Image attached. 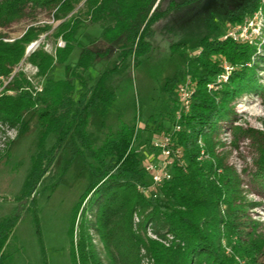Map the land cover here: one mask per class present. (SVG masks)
I'll return each instance as SVG.
<instances>
[{
	"label": "trees",
	"instance_id": "trees-1",
	"mask_svg": "<svg viewBox=\"0 0 264 264\" xmlns=\"http://www.w3.org/2000/svg\"><path fill=\"white\" fill-rule=\"evenodd\" d=\"M162 1L0 0V29L37 11H47L59 21L52 38L64 41V47L56 48L54 55L38 45L25 56L27 46L51 26L30 24L11 41L0 33V77L9 76L25 59L42 78L36 90L22 71L13 77L0 93V123L15 129L17 138L35 119L41 129V143L50 134L55 137L52 147L34 158L23 196L34 195L59 154L64 158L60 178L51 188L61 183L71 165L78 166L86 184L72 209V264H143V260L150 264H264V230L248 214L252 203L246 200L238 175L215 151L220 145L216 140L218 123L232 114V101L245 93L264 98V85L256 76L264 57L258 55L257 44L223 38L221 28L224 24L242 25L264 9L263 0H241L233 8L201 12L170 44V52L181 57L182 65L164 80L160 92L171 109L176 104L175 86L184 77L189 76L194 91L188 110L180 113L179 130L173 134L174 144L182 150V164L175 162L170 167V179L161 184L154 197L137 189L148 185L150 178L134 148L138 138L134 124H122L100 143L89 130L92 125L98 130L105 126L116 99L112 80L130 66L136 68L153 49L155 25L172 13L197 8L203 2L168 0L161 9ZM81 2L104 41L124 40L115 58L88 85L81 74L91 66L95 53L81 50L70 72L82 85L77 89L66 79L55 80L51 73L55 65L66 62L74 47H80L77 34L82 20L74 9ZM260 46L264 49V44ZM186 49L199 52L187 58ZM223 63L229 67L226 81L217 91L208 90L207 85L225 73ZM144 124L152 133L162 128L161 120L157 123L152 117ZM246 135L256 144L253 176L264 183V133L250 129ZM30 203L34 205L33 197ZM34 222L39 235L35 213ZM13 224L12 218L6 219L0 228V264H5L4 246ZM149 225L158 240L147 235ZM42 258L46 264L43 251Z\"/></svg>",
	"mask_w": 264,
	"mask_h": 264
},
{
	"label": "rangeland",
	"instance_id": "rangeland-1",
	"mask_svg": "<svg viewBox=\"0 0 264 264\" xmlns=\"http://www.w3.org/2000/svg\"><path fill=\"white\" fill-rule=\"evenodd\" d=\"M240 2L241 0H203L197 8H186L172 13L158 22L154 27L153 49L141 59V63L136 68L130 66L125 74L115 76L112 80L116 86V99L106 117L105 126L101 130L95 125L89 127L98 143L116 132L122 124H134L138 133L134 148L140 154L142 163L155 155L152 142L169 131L174 124L175 115L180 108L177 87L189 77H184L176 84V104L170 109L171 105L160 89L164 80L171 77L182 65L181 57L170 52V44L184 34L199 13L226 7L233 8ZM167 4L168 0H163L161 9ZM74 13L82 20L77 34L80 47H74L65 63L55 65L51 76L55 80L66 79L74 83L77 89H81L82 85L70 75L81 50L89 49L95 53L91 66L81 74L84 84L88 85L105 65L115 58L124 39L121 37L113 43L104 41L100 36V28L89 22L82 2L75 7ZM58 22L53 20L52 14L47 11H37L11 24L8 28L0 29V33L5 39L13 40L30 24L49 25L51 29L39 35L34 48L40 45L43 50L54 55L57 40L63 41L62 38L54 40L51 36ZM221 36L255 43L258 47V55L264 57V49L260 46L264 44V9L253 17L245 19L242 25H222ZM196 51L186 49L185 57L193 56ZM19 71L24 73L34 89H40L42 78L36 75L35 67L22 59L9 76L0 80V93ZM256 76L264 85V62L256 68ZM231 105L232 114L228 119L218 123L216 140L220 145L215 151L238 175L245 198L252 203L248 214L259 221L264 230V183L253 176L254 161L257 157L256 144L246 135L250 129L264 133V98L255 93H245L236 97ZM148 117H152L157 123L161 120L162 128L155 133L147 131L144 122ZM236 127L240 130H236ZM40 134L41 129L35 119L30 122L28 131L17 138H15V129L0 123V228L4 220L11 218L14 220V224L8 227L9 232L4 246V255L7 256L5 264H43L42 251L46 264H72L69 244L72 209L79 201L86 181L82 174H78V166L71 165L62 177L61 183L51 188L60 178L64 158L59 154L51 170L42 178L34 195L23 196L24 182L34 158L40 152L49 150L54 143L55 137L52 134L41 143ZM32 197L34 205L30 203ZM34 213L39 235L35 232ZM147 230L152 233V226L149 225ZM94 243L100 248L96 237ZM145 263L144 261L143 264Z\"/></svg>",
	"mask_w": 264,
	"mask_h": 264
},
{
	"label": "built area",
	"instance_id": "built-area-1",
	"mask_svg": "<svg viewBox=\"0 0 264 264\" xmlns=\"http://www.w3.org/2000/svg\"><path fill=\"white\" fill-rule=\"evenodd\" d=\"M159 0H156L158 2ZM234 38V37H233ZM6 41H11L12 39H4ZM29 45L30 51L35 49V46ZM27 46V47H29ZM57 48H63L64 42L61 39L57 40ZM29 51V52H30ZM199 51H196L198 53ZM223 69L225 73L219 75L215 81L207 85L208 90L217 91L221 87V83L225 82L227 79V72L229 67L223 63ZM3 77H0V80ZM194 91L191 80L188 77L186 80L181 82L177 87V97L180 105L178 113L175 115L174 124H172L171 129L159 136V138L152 142V147L156 151V154L149 157L144 163L143 168L150 178V182L145 186H138L137 189L146 196H155L157 189L161 184L170 179V167L175 163L182 164V150L177 147L173 141V134L179 130L178 121L180 118V113L182 111L186 112L189 108L190 97ZM200 143V142H199ZM201 145V144H200ZM137 216L134 215V221H137ZM147 235L153 239L158 238L147 230ZM165 244L166 241H163ZM145 264H150L146 260H143Z\"/></svg>",
	"mask_w": 264,
	"mask_h": 264
},
{
	"label": "water",
	"instance_id": "water-1",
	"mask_svg": "<svg viewBox=\"0 0 264 264\" xmlns=\"http://www.w3.org/2000/svg\"><path fill=\"white\" fill-rule=\"evenodd\" d=\"M36 45H37V41L33 42L31 46H36ZM30 48H31L30 46L26 48V50H25V56L29 53Z\"/></svg>",
	"mask_w": 264,
	"mask_h": 264
}]
</instances>
